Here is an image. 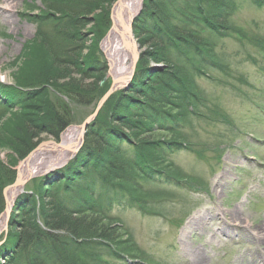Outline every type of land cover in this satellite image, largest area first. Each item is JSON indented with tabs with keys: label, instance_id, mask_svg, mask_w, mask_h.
Here are the masks:
<instances>
[{
	"label": "rangeland",
	"instance_id": "rangeland-1",
	"mask_svg": "<svg viewBox=\"0 0 264 264\" xmlns=\"http://www.w3.org/2000/svg\"><path fill=\"white\" fill-rule=\"evenodd\" d=\"M10 1L0 0L1 102L11 100L4 92L15 87L17 81L26 85L45 73L54 74L52 77L61 73V69L48 67L54 61L49 52L58 59H71L74 55H62L69 46L63 44L62 35L56 34L58 16L46 19V15L57 14L56 10L66 7L63 0ZM102 1L92 6L95 11L78 29L82 38L79 45L85 48L78 52L82 57L89 54L88 48L96 42L97 28L102 29L100 16L109 11L111 22L117 0H99ZM229 1L234 9L225 16L229 27L223 36L210 38L206 32L203 35L211 40L216 63L214 67H204L203 76L196 77L191 85L194 97L189 102L198 115L185 114L179 127L190 148L170 156L175 173L171 172L180 178L178 182L155 178L142 196L136 194L146 198V212L120 191L103 189L99 184L96 187L105 204L110 203L106 206L110 221L120 224L131 247L122 246L129 253L123 261L110 257L104 249H91L90 253L102 257L103 263L264 264V239L260 235L264 233V4L257 5V0ZM8 3L10 6L6 7ZM110 28L111 23L99 42L100 58L106 61L108 69L101 45ZM138 47L139 54L148 50ZM149 66L154 72L165 67L153 62ZM74 73L77 70L71 73L74 81L60 80L59 84L78 80L82 87H87L94 82L81 80ZM109 82L106 75L99 86ZM43 96L38 93L24 110L5 112L4 105L0 106V144H4L0 145V163L15 172L21 160L13 148L23 150L37 139L39 144L56 142L43 133L49 122ZM177 97L173 98L172 107L181 112L182 103L177 101L182 99ZM47 98L48 103L66 102L71 111L70 126L80 125L96 107L95 102L71 104L52 89ZM32 125L37 130H31ZM14 228L11 232L15 235ZM6 238L7 234L3 233L2 238L0 235V246ZM3 259L0 258V264H5Z\"/></svg>",
	"mask_w": 264,
	"mask_h": 264
},
{
	"label": "trees",
	"instance_id": "trees-1",
	"mask_svg": "<svg viewBox=\"0 0 264 264\" xmlns=\"http://www.w3.org/2000/svg\"><path fill=\"white\" fill-rule=\"evenodd\" d=\"M63 1L66 7L56 10L57 14L48 13L46 19L58 16L56 34L62 35L63 44L69 46L62 55H74L71 59H58L48 53L46 45L48 56L54 59L48 67L61 69V73L52 77L54 74L45 73L46 68L44 73L48 76L43 74L35 82L23 85L17 81L15 87L4 92L11 100L0 101L5 112L24 110L42 92L49 117L43 133L56 141L72 125L71 111L64 101L47 102L50 89L71 104L95 102L96 106L110 87V82L99 86L108 70L106 61L100 58L99 42L110 27L109 11L100 16L102 29L97 28L96 42L82 57L78 52L84 46L79 45L82 38L78 29L95 11L92 6L103 1ZM181 1L183 4L178 0H144L133 27L138 45L149 51L140 54L129 87L111 96L88 127L76 156L63 168L26 185L14 204L7 238L0 246V258L5 264H107L99 255L90 253L91 249H104L110 257L123 261L129 254L124 249L130 247L129 240L122 235L125 233L120 224L110 221L106 207L110 203L105 204L96 191L98 184L103 189L120 191L146 212V198L141 196L151 181L166 178L178 182L170 156L190 148L179 127L185 114L198 115L189 102L194 97L191 85L196 77L203 76L204 67L216 63L211 40L203 35L206 32L210 38L223 36L229 27L225 16L234 9L229 0ZM262 2L257 0L256 4L260 6ZM150 62L165 65L164 70L154 72ZM73 69L81 80L94 79L92 85L82 87L77 80L61 86L60 80L74 81ZM67 71L71 73L68 75ZM176 95L182 99L177 101L182 103L179 113L172 107ZM30 128L37 130L35 125ZM37 141L23 150L12 149L19 161L35 149ZM15 176L13 168L0 163V214L5 203L2 191L14 182Z\"/></svg>",
	"mask_w": 264,
	"mask_h": 264
},
{
	"label": "water",
	"instance_id": "water-1",
	"mask_svg": "<svg viewBox=\"0 0 264 264\" xmlns=\"http://www.w3.org/2000/svg\"><path fill=\"white\" fill-rule=\"evenodd\" d=\"M122 2H123V0H117L115 2V4L113 5V9L111 11V28H110L109 32L107 33L104 41L109 37L110 33L114 30L113 29L114 26H117V28L121 29V31L123 29V25L120 24L118 19H117V11L119 10V7L122 4ZM133 19H134V17L131 18V20H130V22L128 24V27L125 30L127 38L124 39V40H127V43L125 44V46H126V49L128 51V55H129V62H130L129 71L127 73H124V74L120 73L118 76H115V77H110V79H111L110 88L102 96V98L99 100V102L97 103V105L95 107L94 112L85 121H83L80 125L70 127L78 135V139L76 140L75 143L68 142L67 138L63 137L64 133L68 129H70V128H68L61 135L60 141H59L58 144L56 142L41 143L32 152H30L28 154V156H26L23 160L20 161L19 166L16 169L15 181L11 185L5 187L3 189V191H2L3 198L5 200V211L0 216V223H2V224H0V235L2 233H5V234L7 233L8 221H9V217H10L11 208L13 207L15 199H16L15 196H14V199H9V196H8L9 193H11V194H13V193L16 194L17 193V196H19L20 194L23 193V189H24L25 185L31 179L43 176V175L53 171L52 169L57 168L59 166L50 168L51 170H46L44 174H37V175L28 174L25 179H22V177H23L22 167L27 162H29L31 160L33 155H35L37 153H40L44 149L43 146L48 144V143L51 145L53 150H54V148H57L59 150V152H63V153L67 152L68 155L70 156V158L74 157L76 155V153L79 151V149L81 148V146L83 145L84 136H85L87 128L96 119L99 111L102 109V107L107 102V100L114 93H116L117 91L125 89V88L128 87L130 81L132 80V78L134 76L136 65H137V62H138V59H139V47H138V44H137V42H136V40H135V38L133 36V32H132ZM128 41H129V43H128ZM108 67L110 69V63H108ZM109 75H110V73H109V70H108L107 77H109Z\"/></svg>",
	"mask_w": 264,
	"mask_h": 264
},
{
	"label": "bare ground",
	"instance_id": "bare-ground-1",
	"mask_svg": "<svg viewBox=\"0 0 264 264\" xmlns=\"http://www.w3.org/2000/svg\"><path fill=\"white\" fill-rule=\"evenodd\" d=\"M9 1L10 0H8V2ZM142 1L143 0H123L122 4L119 7V10L117 11V19L119 23L123 25V29L121 31V29H118L117 26H114L113 28L114 30L110 33L109 37L102 43V51L108 63H110L109 77H115L118 76L120 73L124 74L129 71V65H130L129 55L125 46L127 40H124L127 38L125 30L127 29L131 18L134 17L140 10L142 6ZM8 6H10L9 3L7 4L6 7ZM63 137L67 138L68 142H73V143H75L76 140L78 139V135L73 131L72 128L68 129L64 133ZM43 148L44 149L40 153L33 155L31 160L22 167V173H23L22 179H25L28 174L30 175L44 174L46 170H51L50 168L65 164L70 158L67 152L65 153L59 152L57 148H54L53 150L49 143L44 145ZM23 190H25V188ZM8 196L9 199H14L15 196L16 197L15 202L19 198V196H17V193L16 194L9 193ZM13 207L11 208L12 210ZM4 208H5V203H4ZM9 221H8V225H9ZM257 235H259V233ZM260 235L264 239V233H261Z\"/></svg>",
	"mask_w": 264,
	"mask_h": 264
}]
</instances>
